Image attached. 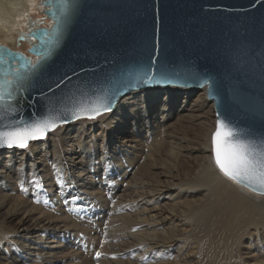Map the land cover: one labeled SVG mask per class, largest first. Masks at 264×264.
I'll list each match as a JSON object with an SVG mask.
<instances>
[{"label":"bare ground","instance_id":"1","mask_svg":"<svg viewBox=\"0 0 264 264\" xmlns=\"http://www.w3.org/2000/svg\"><path fill=\"white\" fill-rule=\"evenodd\" d=\"M39 1L0 0V44L12 50H18L15 41L16 29L22 32L26 30L24 22L27 15L38 17ZM13 42L14 44H10ZM22 44L27 47L25 41L19 45ZM31 58L34 59V56L31 55ZM201 89L159 86L134 90L121 96L111 110L103 112L95 120L79 123L70 121L72 123L64 127L60 126L53 132L49 131L42 139L30 141L28 149L16 147L0 149V264H44L45 259L59 247L56 246V236H59L60 232L57 222L48 215L50 211L37 212L38 207V210H35L36 206L34 207L36 202H29L24 196L20 198V195L14 192L15 186H18L15 183L16 175L17 180L26 179L25 177L32 178L33 192L40 194L38 195L41 197L39 200L44 204L42 208H47L46 205H49L51 199H46L45 195H42L43 186L39 180H36V175L47 165L44 162L48 152L53 153L50 162L51 169H54L53 174L60 177L58 188L66 191L70 198L77 195L76 198L69 199L71 203L79 202L78 196L95 191L93 182L103 168L104 172L101 174L107 185L101 190L107 194L96 191L95 200L97 202L102 200L103 205L101 206L104 209L111 194L118 189L114 186L115 190L110 192L112 187L110 183L115 177L110 175L111 171H115L118 176L116 182H122L130 177L132 184L130 183L129 187V197L116 201L115 207H119V213L121 212L120 215H116L130 219L131 224L133 218V221L137 220L139 224H158L161 219L168 218L170 220L168 225L173 224L177 216L171 214L169 217L164 215L160 218L161 212L155 210L157 207L160 208L162 200L169 202V210L172 213L176 210L174 207H177L178 212L174 213L181 216L178 222L185 220L182 223L187 227L193 226V214L202 212L206 215L209 213L212 231L201 235L200 240H202L199 246L200 250L203 245L206 247L205 251H201L207 255L208 264H222L221 260L225 257V250L236 237L238 239L239 234L241 236V233L251 229L258 235L264 236V194L254 191L260 194L257 195L250 192L248 190L250 188L230 180L214 162L211 146V134L215 125V119L211 117L213 105L205 99V88L200 93L198 92ZM181 94H183L182 97H180ZM200 132L203 133L202 139ZM142 170L143 176L140 173L137 177L138 172ZM108 172L109 175L105 174ZM130 180L127 181L130 182ZM53 191L55 193V189ZM49 195L57 197L56 193ZM137 198L144 202L143 206L140 202L138 203ZM34 201L37 200L34 199ZM71 203H69L70 207H72ZM214 207L217 210L212 218L210 211ZM81 210L83 209L80 207L73 214L76 213L77 217L88 218L97 216L90 214V210H85V216H82ZM112 222L113 220L110 221ZM133 224L136 226L137 223L133 222ZM113 227L110 228L114 229ZM170 228L175 230L176 226L173 225ZM115 229L112 232L118 231V227ZM189 229L195 231L193 227ZM107 233H110V230ZM133 233L138 234L137 231ZM130 235L133 236L132 233ZM114 237L117 239V236ZM107 240L105 239V242ZM136 241L141 243L142 239ZM116 244L115 242L113 245ZM188 245L190 246L189 243ZM133 246H136L135 249L139 253L136 255V261L142 262L141 260L144 259V263L151 259L156 260L155 257L164 253L163 250L167 247L165 244L157 243L151 245L135 243ZM191 248L194 246L191 245ZM103 251H106V248ZM108 252H112L111 256L114 253L113 251ZM118 252L116 250L117 254ZM149 253L155 257H149ZM176 253L179 254L177 251ZM102 254L105 255L104 252ZM77 256V253L73 254L74 258ZM175 259L178 258H174L173 261ZM107 261L105 260L106 263Z\"/></svg>","mask_w":264,"mask_h":264},{"label":"water","instance_id":"2","mask_svg":"<svg viewBox=\"0 0 264 264\" xmlns=\"http://www.w3.org/2000/svg\"><path fill=\"white\" fill-rule=\"evenodd\" d=\"M39 3L40 15L26 16L24 32L16 29V45L25 41V52L0 44V69H19L27 77L0 106V124L62 117L66 108L105 100L111 110L131 91L180 86L205 88L212 101L211 146L218 119L244 130L261 128L264 0ZM149 65L153 82L144 83ZM65 74L70 80L56 88ZM161 79L171 82H156Z\"/></svg>","mask_w":264,"mask_h":264},{"label":"rangeland","instance_id":"3","mask_svg":"<svg viewBox=\"0 0 264 264\" xmlns=\"http://www.w3.org/2000/svg\"><path fill=\"white\" fill-rule=\"evenodd\" d=\"M38 8H39V10L42 9V6H40L39 3H38ZM39 15L40 14L38 12V16ZM44 21H45V26H48L49 20L45 17ZM10 44H14V42L10 43ZM26 48L27 47L25 45H23V44L17 46V49L21 50L23 52H25ZM184 88H186V87H184ZM190 88H195V87H190ZM198 89H201V88H198ZM202 89L200 91H198V92L200 93L202 91ZM182 96H183V94L180 95V97H182ZM205 99L208 102L212 103V101L207 99L206 95H205ZM212 105H213V103H212ZM101 115H99V116H101ZM99 116H97L95 119L99 118ZM211 117H213L215 119L214 108H213V112L211 113ZM95 119H91V120H95ZM80 121L81 122H83V121L84 122H88V121H90V119L83 118V119L75 120V121H72V122L73 123H75V122L79 123ZM72 122L61 124L56 129H58L60 126L64 127V126H66V125H68V124H70ZM51 132H53V131H51ZM200 137L202 139V137H203V133L202 132H200ZM13 148H15V147H13ZM52 154H53L52 152H48L47 156L45 157V162H44L45 165L47 163V165H46L47 167L46 166L43 167V169H41V171H39L37 173V175H36V180L37 181L39 180L41 182V185L43 186V188H41V190L43 191L42 195H45L46 199L47 198L51 199V200H49L50 201L49 205H46L47 208H42V207H44V204H43L42 201L39 200V198H41V197H38V195H40V194L36 193V192H33L34 189L32 188V184H31L32 178L25 177L26 179H18L19 180L18 181L17 180V178H18L17 175L16 176L13 175V176L16 177V178L14 177L16 179V181H17V182L15 181V183L18 184V186L17 187L15 186V189H14L15 194L16 195H20L19 196L20 198H23V196H24V198L27 199L29 202H34V203L36 202L35 205L33 203L32 204L34 205V207L36 206L35 210L39 209V211H37V212H41V211L49 212L50 211L49 212L50 214L48 213V215L50 216V218H52V220L57 222V226H58L60 234H59V236H56L57 237L56 246L57 247L59 246V247H58V249L54 250L53 253L49 257H47V259H45V263L44 264H87V263L88 264H90V263L91 264H95L96 261H98L97 262L98 264L99 263L100 264H104L103 262H105V260H108L107 263H110V264L112 263L111 261L115 262V263H112V264H116V262H117V264H130V262H133V264H135L137 262L136 261V255L139 254L138 251H136V249H135L136 246H133V244H135V243L136 244H140V245L141 244L142 245L143 244L144 245L145 244L151 245V244L157 243V244H165V246H167L163 250L164 253H160L156 257H155V255L153 256V254L149 253V255H150L149 257H155L157 259L156 260L151 259L150 261H147L148 263L145 262L146 264H150V262H153L151 264H155V263L156 264H206V263L208 264L207 255H205L203 253V251L206 250V247L203 245L202 249H201L203 251H201L199 246H200V242L202 240V239L200 240V238L202 237L201 235L207 234L210 231H212V225L210 223L211 219H209V213L206 214V215H204L202 212L198 213V214H193V216H192L194 218L193 219V226L190 225V226L187 227L186 225L183 224L185 220L181 219L182 221L178 222V220L181 218V216L174 213V212H178L177 207H174V209H176V210H173L174 212L172 213L169 210L170 209L169 202H167L166 200H162L160 202V208L157 207L158 209L155 208V210L158 211V212H161L162 215H160V218H161V216L163 217L164 215L169 217V216H171V214H173L172 216H177L176 220L173 222V224L168 225L170 223V220H168V218L161 219L158 224L157 223H152V224L151 223L150 224H147V223L146 224L145 223L141 224L140 223L139 224V222L137 220L133 221V219H134L133 218L132 219V224H131V220L130 219L127 220L126 218L122 217V215L120 216L122 218H120L118 216L121 213V212L119 213L120 208L118 206H117L118 208L115 207V202L116 201H119V200H122V199H126V197H129V195H128L129 191H130L129 187H130V183L132 184V181H131L132 179L130 180V177L126 178L124 181L122 180V182L121 181H117L116 182V178L118 176H116L115 171H111L110 175L115 176V177L112 179L113 181L110 183V186H112L110 188V192L115 190L113 188L114 186H117L118 189L116 191H114V193L111 194L112 196L108 199V203H105L106 206L104 207V209L101 206V205H103V201L100 200V201L97 202L95 200V198L97 197L96 191L101 192L102 194H107L105 191L101 190L103 186L106 187L105 185H107L106 184L107 182L103 180V175H102L103 172H104L103 168H102V170H100L99 176H96L95 180L93 182V185H94L93 188L95 189V191H93V192L89 191L88 194L80 195V196L77 197V200L79 202L71 203L69 199H74V198H76L77 195H74V196H72L70 198L69 194L66 191L60 190L58 188V179H60V177H57L56 175H54L53 174L54 169H51L50 162H51V159H52ZM141 172H143V170L138 172V176L137 177L140 176ZM105 174L109 175V172L105 173ZM141 175H142V173H141ZM127 180H130V182L127 181ZM128 184H129V186H128ZM54 189H55V193L57 194V197H55V195H54L55 194L54 191H53ZM248 190L250 192L255 193L254 191H252L250 189H248ZM51 193L54 195V196L53 195L52 196L55 197L53 200H52L53 197H51L49 195ZM255 194L260 195L258 193H255ZM58 198L61 199V200H59ZM34 199L37 200V201H34ZM44 199H43V201H44ZM77 200H75V201H77ZM137 201H138V203L139 202L141 203L140 204L141 206H143L142 203H144V202H142V200L140 198H137ZM59 202H61V203H59ZM99 202L100 203L102 202V203L99 204ZM38 203L39 204L41 203V205H39ZM69 203H71L70 205H72V207L69 206ZM89 204H90V206H89ZM37 207H38V209H37ZM51 207H53V208H51ZM77 207L78 208L81 207L83 209V210H81V212H82L81 215L82 216H85V213H84V212H86L85 210H87V211L90 210V212H91L90 214H96L97 216H91L89 218L88 217H81V216L77 217L76 213H75V215L73 214L78 209ZM112 208H113V210H112ZM51 210L54 211V212H52ZM216 210L217 209L214 207L210 211V212H212V218H213V214H214V212ZM51 212H52V214H53L52 216L54 218L51 216ZM116 214H118V215H116ZM129 215L132 216V214H129ZM115 216L117 218H115ZM66 217H69V218H66ZM75 217L78 218V219H76ZM111 217L113 219H111ZM117 219H118V221H117ZM125 219H126V221H125ZM112 220H113V222L110 223V221H112ZM121 220L122 221L124 220V222H121ZM69 222H71V224ZM125 222H126L127 225L125 224ZM128 222L132 226L130 224L128 225ZM133 222L137 223L136 226L133 224ZM173 225L176 226L175 230L170 228ZM113 226H115L116 229L118 227V231L112 232V230L115 229ZM110 227H113L114 229H112ZM130 227L132 228V230H131ZM182 227L184 229H182ZM189 227L190 228H192V227L195 228V231H191L189 229ZM128 228H130V230H131V231L129 230L130 232L128 231ZM107 229L110 230V233H107V232H109V230L107 231ZM246 229H247V227H246ZM124 230H126V232ZM132 231L133 232L137 231L139 236L136 233L134 234ZM115 232L116 233L118 232V233L116 234ZM131 233H132V235L134 234L133 235L134 237L130 235ZM120 234H122L123 236L120 235ZM125 234H127L128 236L125 235ZM172 235H176V236H172ZM114 236H117V239ZM131 237H132L133 240L130 239ZM174 237L176 239H174ZM140 238L144 242H142ZM148 238H152V239L149 240ZM105 239H108V240L105 242ZM122 239H124V240H123V242L121 241L122 242L121 243L120 240H122ZM134 239H135V241H134ZM136 240L141 241V243H137ZM191 241H192V243H191ZM115 242L118 245L117 244L113 245V244H115ZM131 242L133 244H131ZM103 243L106 244V245H104ZM188 243L190 244V246L188 245ZM102 245L106 246L105 248H106V251H107V255H106V251H103V249L105 250V248H103ZM108 245L109 246L111 245L110 246L111 248ZM123 245H124V247H122ZM126 245H127V248H126ZM129 245H132V246H129ZM191 245L194 246L195 249L191 248ZM112 246H115V247H112ZM130 247H132V248H130ZM107 249H109V250H107ZM167 249L170 250V252ZM69 250H70V252H69ZM116 250H117V252L119 251L118 254L116 253ZM120 250H121V252H120ZM198 250H199L200 253L198 252ZM108 251H113L117 255L113 253L112 254L113 257H112L111 254H110L112 252H108ZM176 251L179 253L178 255H177ZM68 252H69V254H68ZM98 252L101 253L100 256L96 255ZM102 252H104L105 255H103ZM75 253H77V255H78L76 258L73 257V254H75ZM180 253H182V254H180ZM70 255H72V256H70ZM173 255H175V256L173 257ZM114 256L116 257V259H115ZM176 257L178 259H175L173 261V259L176 258ZM181 257H183V258H181ZM89 258H90V260L88 261ZM100 258L102 259L103 262L101 261ZM141 261L142 262H137V264L138 263L145 264L144 263V259L141 260ZM221 261L223 262L222 264H264V236L258 235L256 232L251 231V229H249L248 231H246L244 233H241V236L239 234L238 235V239L236 237L233 240L232 244L228 245V248L225 250V257ZM107 263L105 262V264H107Z\"/></svg>","mask_w":264,"mask_h":264},{"label":"snow or ice","instance_id":"4","mask_svg":"<svg viewBox=\"0 0 264 264\" xmlns=\"http://www.w3.org/2000/svg\"><path fill=\"white\" fill-rule=\"evenodd\" d=\"M152 73L153 69L149 65L144 83L153 82ZM160 75L163 76L164 73L161 71ZM25 79L27 77L19 69H0V106H5L7 100L13 98V86L16 89L22 87L21 81ZM65 80H70L67 74L55 82L56 88H60ZM156 82L170 83L171 81L161 79ZM49 90L51 91V88ZM109 110L105 100L101 104L66 108L62 117L47 115L31 122L18 121L15 126L0 124V147L28 149L30 141L42 139L49 131H54L59 125L67 123L66 117L69 115L73 120L83 118L91 120ZM261 114L264 115V111ZM212 151L216 165L226 177L264 194V122L260 129L249 127L244 130L231 122L218 119L216 130L212 135ZM96 255L100 256V253Z\"/></svg>","mask_w":264,"mask_h":264}]
</instances>
